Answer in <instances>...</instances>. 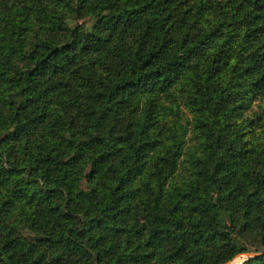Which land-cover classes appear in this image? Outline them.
Segmentation results:
<instances>
[{"label":"trees","instance_id":"trees-1","mask_svg":"<svg viewBox=\"0 0 264 264\" xmlns=\"http://www.w3.org/2000/svg\"><path fill=\"white\" fill-rule=\"evenodd\" d=\"M264 264V0H0V264Z\"/></svg>","mask_w":264,"mask_h":264},{"label":"rangeland","instance_id":"rangeland-1","mask_svg":"<svg viewBox=\"0 0 264 264\" xmlns=\"http://www.w3.org/2000/svg\"><path fill=\"white\" fill-rule=\"evenodd\" d=\"M249 254H240L237 257H235L232 261L226 263V264H241Z\"/></svg>","mask_w":264,"mask_h":264}]
</instances>
